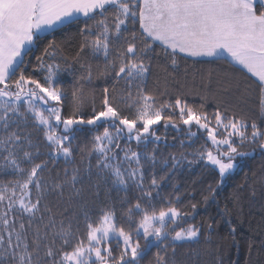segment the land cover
<instances>
[{"label":"snow or ice","instance_id":"1","mask_svg":"<svg viewBox=\"0 0 264 264\" xmlns=\"http://www.w3.org/2000/svg\"><path fill=\"white\" fill-rule=\"evenodd\" d=\"M73 26L74 43L57 39ZM42 45L33 65L30 58ZM160 56L173 71L185 58H208L254 78L264 117V0H0V264H142L152 248L154 264H181L177 249L197 240L201 229L185 219L179 195L161 196L166 176L156 172V150L140 151V145L160 140L153 126L161 121L165 129L189 126L191 137L196 125L213 146L197 155L218 169L223 183L252 155L240 147L250 144L264 156V126L230 115L227 106L213 113L212 126L204 104L161 98L167 79L162 93L149 92ZM62 73L78 85L70 115L63 111ZM211 75L203 84L205 101L217 96ZM223 75L237 89L232 106L247 103L248 89L240 90L234 73ZM97 79L105 85L101 107L95 109L93 97L86 115L84 90ZM85 126L93 135L79 150H87L89 180L95 157L96 176L88 186L74 166V142ZM172 160L175 168L179 161ZM59 161L62 169L55 167ZM101 185L123 193L119 209L93 210ZM65 192L78 212L59 210Z\"/></svg>","mask_w":264,"mask_h":264},{"label":"trees","instance_id":"2","mask_svg":"<svg viewBox=\"0 0 264 264\" xmlns=\"http://www.w3.org/2000/svg\"><path fill=\"white\" fill-rule=\"evenodd\" d=\"M75 31L76 28L73 26L67 33L59 34L57 39L66 41L68 44L74 43L77 39L74 35ZM44 46L46 45H42L30 58L33 65L36 63L34 57L41 55ZM153 64V76L148 81L149 92L162 93L164 81L167 79V95L161 98L168 100L181 96L190 105L198 107L204 104L203 110L212 121V126H215L213 113L218 108L223 109L226 106L229 107L230 115L235 113L249 123L255 121L258 126H264V117L260 115L257 106L258 90L253 83L254 78L245 79V76L222 62L185 58L179 61V69L173 71L170 62L160 56L154 59ZM223 70L234 73L232 79L239 81L241 91L248 89L247 103L232 106L236 104L237 89L224 82L226 78ZM209 72L212 74L211 91L217 93V96L214 98L213 95L208 94V99L205 101L203 97L206 92L203 84L207 81ZM36 75L39 77V73ZM193 75H195V86H193ZM60 80L62 91L67 97L63 111L65 115H70L74 103L72 93L78 87L77 80L67 73H62ZM217 81L221 83L218 85ZM104 86V80L97 79L92 86L85 88L84 92L88 99L81 107L84 114H92L93 97L95 109L97 111L100 109ZM225 87L229 88L227 92L222 91ZM221 99L229 103L227 105L220 103ZM125 114H129L126 109ZM87 127L85 126V130L74 142V145L78 146L74 156V166L80 169L86 186L96 182L95 157H91L93 175L89 180L86 171L89 163L87 150L83 152L79 150L86 145L90 146L93 133L89 132ZM153 127L157 129L156 135L160 137V140L155 144L149 143L147 149L144 145H140L139 150H147L150 153L153 149L156 150V172L158 176H166L161 184V196L175 200V197L179 195L182 201L181 210L188 213L185 219L201 229L197 240L183 242V246L177 249V259L181 261V264H264V156H261L260 150L257 148L253 152V146L250 144L240 147V151L252 152V155L244 158L237 165V172L221 183L218 169L208 164L206 160H200L197 155L199 152L213 149L206 130L192 125L191 131L196 132L197 135L191 137L189 126L182 123L178 125V128L169 126L165 129L161 121L159 125ZM99 131L102 132L103 129L100 128ZM222 133L223 129H219L218 136ZM33 135L42 138V134L38 132L33 131ZM124 143L122 140L121 144ZM131 146L136 149V142L132 141ZM172 157H176L179 161L175 168L172 167ZM165 161L167 163H164ZM55 167L62 169L63 161H59ZM252 189H255V196L251 195ZM122 196L123 193L117 194L115 190H109L101 185L99 197L92 198L95 204L91 207L96 211L105 205L115 204L119 209V199ZM67 198L68 193L65 192V202L59 205V210L64 211L66 207V214L78 212L75 202L67 203ZM193 204L196 205L195 209L192 208ZM117 214L120 216L119 211ZM184 226L186 227L187 224ZM81 227L83 228V224ZM143 243L144 241L141 240L142 245ZM155 251L156 249L152 248L142 264H154Z\"/></svg>","mask_w":264,"mask_h":264},{"label":"crops","instance_id":"3","mask_svg":"<svg viewBox=\"0 0 264 264\" xmlns=\"http://www.w3.org/2000/svg\"><path fill=\"white\" fill-rule=\"evenodd\" d=\"M187 59H193V58H187ZM194 60V59H193ZM196 60H198V61H201V60H207V61H210V60H208V58H199V59H196Z\"/></svg>","mask_w":264,"mask_h":264}]
</instances>
